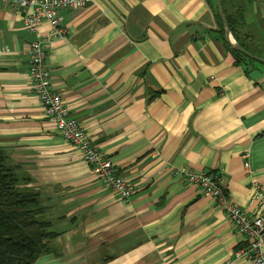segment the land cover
<instances>
[{
  "label": "crops",
  "instance_id": "crops-1",
  "mask_svg": "<svg viewBox=\"0 0 264 264\" xmlns=\"http://www.w3.org/2000/svg\"><path fill=\"white\" fill-rule=\"evenodd\" d=\"M222 3L264 58V3ZM216 13L212 0H89L61 10L65 36L51 37L46 20L31 32L0 5V145L44 187L60 232L33 264H248L221 206L183 180L209 173L249 213L254 185L264 193V62L236 61ZM39 38L69 113L134 186L127 201L91 176L32 92Z\"/></svg>",
  "mask_w": 264,
  "mask_h": 264
},
{
  "label": "built area",
  "instance_id": "built-area-1",
  "mask_svg": "<svg viewBox=\"0 0 264 264\" xmlns=\"http://www.w3.org/2000/svg\"><path fill=\"white\" fill-rule=\"evenodd\" d=\"M89 0H0V5L14 9L22 16L25 28L34 32L41 20L50 26L49 36H65L60 24L61 10L80 7ZM264 3V0H260ZM45 39L31 41L27 49L28 78L32 92L43 106L44 114L62 138L79 150L83 161L88 166L91 176L98 179L106 189L114 191L118 198L127 201L135 188L129 180L113 166L105 152L97 148L89 132L69 113L62 96L52 86L51 75L45 67ZM186 182L200 187L202 192L212 197L221 206L237 232L244 236L245 244L235 252L237 258H243L248 264H264V193L258 185H254L251 196L256 204L249 213L243 207L226 198L224 190L214 177L205 172L183 170Z\"/></svg>",
  "mask_w": 264,
  "mask_h": 264
},
{
  "label": "trees",
  "instance_id": "trees-1",
  "mask_svg": "<svg viewBox=\"0 0 264 264\" xmlns=\"http://www.w3.org/2000/svg\"><path fill=\"white\" fill-rule=\"evenodd\" d=\"M225 16L230 32L243 46L241 36L232 28V20L226 13ZM220 34L223 36V29ZM232 52L237 62L252 60L241 52L233 49ZM43 188L36 185L24 166L12 160L0 145V264H33L41 255L54 251L50 241L60 232L53 226L55 216Z\"/></svg>",
  "mask_w": 264,
  "mask_h": 264
},
{
  "label": "water",
  "instance_id": "water-1",
  "mask_svg": "<svg viewBox=\"0 0 264 264\" xmlns=\"http://www.w3.org/2000/svg\"><path fill=\"white\" fill-rule=\"evenodd\" d=\"M214 3L216 5L218 16H219V18L222 22V25H223L224 38L227 41V43L230 45L231 49L238 51V52H241L250 58L264 62L263 57H259L257 55L252 54L247 49H245L242 45H240L236 41V39L231 37L230 28H229L228 22L226 20V16H225L222 4H221V0H214Z\"/></svg>",
  "mask_w": 264,
  "mask_h": 264
},
{
  "label": "rangeland",
  "instance_id": "rangeland-1",
  "mask_svg": "<svg viewBox=\"0 0 264 264\" xmlns=\"http://www.w3.org/2000/svg\"><path fill=\"white\" fill-rule=\"evenodd\" d=\"M253 41H254V44H255L256 46H259V45H260V42H259V40H258L257 38L254 37ZM249 48H250V47H249Z\"/></svg>",
  "mask_w": 264,
  "mask_h": 264
}]
</instances>
